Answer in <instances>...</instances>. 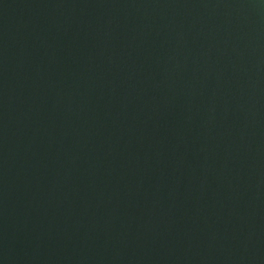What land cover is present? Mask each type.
Returning a JSON list of instances; mask_svg holds the SVG:
<instances>
[{"label": "water", "instance_id": "water-1", "mask_svg": "<svg viewBox=\"0 0 264 264\" xmlns=\"http://www.w3.org/2000/svg\"><path fill=\"white\" fill-rule=\"evenodd\" d=\"M0 264H264V0H0Z\"/></svg>", "mask_w": 264, "mask_h": 264}]
</instances>
